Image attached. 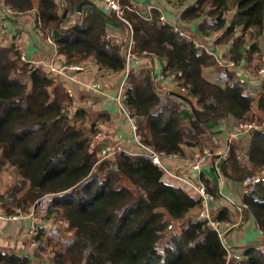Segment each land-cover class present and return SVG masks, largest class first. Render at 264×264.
I'll list each match as a JSON object with an SVG mask.
<instances>
[{"label":"trees","instance_id":"16d2710c","mask_svg":"<svg viewBox=\"0 0 264 264\" xmlns=\"http://www.w3.org/2000/svg\"><path fill=\"white\" fill-rule=\"evenodd\" d=\"M3 2L15 14L33 8V0ZM172 3L182 7L180 23L201 20V34L220 33L219 44L231 42L221 61L232 60L240 67L246 38L250 47L245 61L250 63L254 52L261 54L264 0ZM109 13L96 9L62 30L59 4L39 0L36 25L45 35L62 34L52 39L55 51L65 56L66 66L91 59L101 72L123 74L127 48L123 42L106 39L107 20L131 32L130 52L135 57L152 56L164 62L162 75L172 80L173 95H162L149 69L134 68L125 81L123 105L134 117L144 147L162 156H183V147L201 145L205 123L228 116L250 121L248 84L238 81L236 71L218 65L212 51L195 48L191 40L179 36L176 26L161 23L156 11L150 21L126 11L129 27ZM205 68H214L213 81L203 75ZM263 105L264 96L259 100V107ZM71 106L72 97L53 73L30 66L26 58L20 59L14 44H3L0 38V165L15 172L11 190L0 196V207L7 214L15 209L26 213L40 202L47 218L68 225L70 235L56 243L52 264H264V252L256 248L246 251L242 262L227 260L218 233L197 219L202 201L183 187L163 182V171L144 151H116L99 162L102 145L91 149L97 128L91 125L87 131L82 127L88 119L87 109L72 112ZM219 170L240 184L246 176L259 172L264 176V127L252 131L247 149L233 142ZM207 192L214 200L212 190ZM243 204L264 230V182L245 194ZM185 219L180 232L170 237L168 225ZM213 219L229 221V210L220 208ZM28 263L27 257L0 252V264Z\"/></svg>","mask_w":264,"mask_h":264},{"label":"crops","instance_id":"0c3cea01","mask_svg":"<svg viewBox=\"0 0 264 264\" xmlns=\"http://www.w3.org/2000/svg\"><path fill=\"white\" fill-rule=\"evenodd\" d=\"M55 1L59 4L62 11L61 25L59 26L62 30L72 27L79 18L96 9L107 16L110 14V11L100 0H91L84 4L81 8V13L77 12L78 4L74 0ZM121 3L134 6L139 11H145L149 6L157 7L164 14L167 23L180 29L189 40L212 51V55L217 57V61L228 52L231 42L229 44H219L217 39L220 33L204 36L199 32L198 26L201 20L193 21L190 24L180 23L179 14L182 7H175L170 0H121ZM38 4L39 0H33L31 11L21 14H15L12 11L13 14H7L4 2L0 0L2 43L16 45L19 42L30 66L41 67L48 73L51 68H54L53 76L57 78V82L63 83L65 88L71 92L72 112L79 107L87 109L88 119L83 123L82 127L88 131L91 125H95L98 131L96 134H101V141L93 142L91 149H98L102 143H112L120 151L129 154H141L143 151L135 143L130 124L125 119L115 100L123 74L101 72L91 59L84 64L81 63L83 66L81 71L65 69L68 66L64 63L65 56L55 51L54 42L50 43L46 37L37 33L36 13ZM228 17L230 19L231 14ZM106 22V31L109 39L114 44L123 42L125 48H127V42L130 37L132 38L127 29L114 20H107ZM76 36H78V33L72 35V38ZM249 43L250 41L248 40L247 45ZM260 46L261 54L252 53L250 63L245 61L244 66L242 68L238 67L235 72L236 78L239 75L245 77L244 74L249 72V76L245 74L248 81V92L252 97L249 119L255 121L261 120L264 116V105L262 108L259 107V100L264 96V73H258L260 67L264 65L262 61L264 57L262 43H260ZM131 64L132 69L144 68L151 70L162 95L174 92V84L170 78L159 79L164 70V62L162 60L152 56H141ZM203 75L211 81L216 78L215 75H212V68H205ZM96 84L99 85V88L93 89L92 86ZM238 122L233 117L228 116L205 123V133L201 138L200 146L183 147V156L163 157L162 162L172 174L190 178L194 183H204L208 191L212 190L215 199L209 209L210 213L215 217L220 208L226 207L229 210V221L218 223L219 231L230 246L231 251L234 254L243 255L252 248L264 252V237L260 234V228L243 204L245 194L240 187V183L221 174L219 170L222 160L220 154L224 152L229 137H232L231 144L239 142L245 149L249 145L251 134H240L237 126ZM213 139H216L217 142L213 143ZM210 146H213L211 148L212 151L201 166L199 174L193 175L190 173L188 162L197 151ZM2 167L0 165V196L8 193L11 189V177L1 169ZM162 180L168 185L183 187L180 182L168 175H163ZM122 184L126 185L127 183L122 181ZM187 193L191 197L196 198L192 193L188 191ZM215 203L219 204V207H216ZM43 208V204L38 202L37 206L33 208L32 215H30L32 210L30 208L19 220L0 219V252H14L20 257H27L29 259L28 264H52V251L57 248L56 244L52 242L60 237L61 240L65 239L70 232L68 229H64L67 235L61 236L64 231L58 230L52 217L47 218L44 215ZM186 221L187 219L181 221L176 228L171 230L169 235L180 232ZM34 225L37 227H34ZM46 244H48L47 251H43L45 249H41V247ZM232 263L237 262L232 261Z\"/></svg>","mask_w":264,"mask_h":264},{"label":"built area","instance_id":"2783aa9c","mask_svg":"<svg viewBox=\"0 0 264 264\" xmlns=\"http://www.w3.org/2000/svg\"><path fill=\"white\" fill-rule=\"evenodd\" d=\"M100 1H102L105 4L106 8L115 15V17L118 21H120L124 25H127L128 27H129V23L125 19V12L126 11L135 13L139 17H142L148 21H150L152 19V12L156 11L158 13V20L161 23L166 22V18L164 16V14L157 7L149 6L145 9V11H139L134 6L123 5L121 3V0H100ZM171 2H173V0H171ZM5 12L7 14H13L12 10L9 8H5ZM36 28L38 29L37 33L41 36L42 30L39 27V25H36ZM175 31L178 32L179 36L186 37L185 34L182 31L178 30L177 28H175ZM49 35H50V37H49ZM49 35H48V37H46V39L50 43H53V39H52L53 33L49 34ZM130 35H131V32H130ZM0 38H2L1 33H0ZM106 39L109 40V37L107 36ZM131 43H132V38L130 37L129 41L127 42V50L124 53V63L126 65V67H125V71L123 72L122 81H121L120 86H119L118 95L116 96V103H117L118 107L120 108V110L122 111L125 119L130 124L133 139H134L135 143L142 149V151H144V153L151 159V161L163 171L164 175H168L169 177L176 179V181H178L182 184L183 188L186 191L192 193L193 195L196 196L197 199H200L202 201V208H201L200 212L198 213L197 219L198 220H205L206 224L218 233L221 244L227 253V260L239 262L242 259H244V256L242 254H234L231 251L230 246L228 245V243L224 239L223 235L220 233L219 227H218L219 225L216 221H214L213 216L209 210L211 207L210 203H212L213 199L208 194L206 186L204 185V183H201V182L194 183L189 178L172 174L170 172V170L162 162L163 157H169V156H165V155L162 156L161 154L144 147L140 143L139 136L136 134V128H137L136 121H135L134 117L126 110V108L123 105V100H124L123 94H124L125 81H126V78L129 74L130 70H132V64L131 63L138 58V57H135L130 52ZM118 44H120V42H118ZM193 44H194L195 48H197V49H206L205 47H203L202 45H200L198 43L193 42ZM15 47H16V50L20 52V59L25 61V58H26L25 53L22 51V47H21L20 43L18 42L15 45ZM217 63L229 72H234L238 68V65L232 60H226V61L219 60V61H217ZM65 69H68L69 71H81L83 69V67L81 65H69V66L65 67ZM54 72H55L54 68H51V71L49 73H54ZM258 73L259 74L264 73V65H262L260 67ZM245 74L249 76V72H246ZM245 74H244L245 77H243V75H239V77H237L238 81L242 84H248L247 83L248 81L246 79ZM159 79L164 80L163 75H161L159 77ZM92 87H93V89H98L99 85L96 84V85H93ZM67 92L69 95H71V92L69 90H67ZM69 117H70V115H69ZM237 126H238L240 134H251L253 130L258 129L259 127H264V118L262 119V121L260 123H255L253 121H247V122L239 121ZM100 136H101V134H99V133L94 135L93 140L101 141ZM216 142H217L216 139H213V143H216ZM231 142H232V137H229L227 144L225 145L224 152L220 154V157L222 160H225L227 158L228 146L231 144ZM116 151H120L119 148L114 146L111 143H108V144H104L101 147V150H100L98 155H100V157L102 159H107L110 157V155H113ZM205 155L208 156L209 153L204 152L203 156L198 155V154L194 155L193 160L189 164V166L192 170L197 171V175L201 170L202 164L205 162V157H204ZM262 182H264L263 174L254 175V176H246L242 180L240 187H241L244 194H248V193L253 191L254 187L257 184L262 183ZM33 208H34V206L31 207L32 210L30 212V215L33 214ZM23 214L24 213L21 212L20 209H15L13 214H7L5 212V209L0 207V219L9 220V221H16V220H19L21 217H23L22 216ZM178 224H180V222H171L167 227V231L170 233L171 230H173L174 228H176L178 226ZM66 229H68L67 224L65 225V230ZM260 234L264 237V230H260Z\"/></svg>","mask_w":264,"mask_h":264},{"label":"rangeland","instance_id":"374dc122","mask_svg":"<svg viewBox=\"0 0 264 264\" xmlns=\"http://www.w3.org/2000/svg\"><path fill=\"white\" fill-rule=\"evenodd\" d=\"M239 31V30H238ZM42 32V35L41 36H43V37H48V35H45V33L43 32V31H41ZM0 33H1V36H2V31H0ZM49 37H50V35H49ZM246 41L248 42V38H246ZM249 45V44H248ZM248 45H246V46H248ZM246 49H248V48H246ZM205 50H208L207 48L205 49ZM248 54V53H247ZM247 56V55H246ZM222 58V57H221ZM216 59H217V57H216ZM221 60V59H220ZM219 61V60H218ZM262 61L264 62V57L262 58ZM78 65H81V64H78ZM82 66V65H81ZM83 67V66H82ZM125 67H126V65H125ZM124 71H125V69H124ZM215 70H214V68H213V70H212V75H214L215 74V72H214ZM117 96V95H116ZM115 100H116V97H115ZM263 118H264V116H263ZM262 118V119H263ZM261 119V120H262ZM261 120H250V121H253V122H255V123H260L261 122ZM94 137V136H93ZM93 137H92V140H93ZM95 141H98V140H93V141H91V145H92V143L93 142H95ZM112 144V143H111ZM213 144V143H212ZM102 146L104 145L103 143L101 144ZM214 145V144H213ZM94 146V145H93ZM213 147V146H212ZM211 146L209 147V148H203V149H201L200 151H197L196 152V154H198V155H201V156H203L204 155V152H208L209 154H210V152L212 151V148ZM140 148V147H139ZM211 149V150H210ZM99 154V153H98ZM196 154H194V155H196ZM113 155H110V157H112ZM174 156H176V155H174ZM173 156V157H174ZM209 156V155H208ZM207 155H205L204 157H205V161H206V159H207V157H208ZM194 157V156H193ZM193 157L191 158V160L188 162V166H189V164H190V162L193 160ZM98 159H99V162L100 161H103V160H105V159H102L101 157H100V155H98ZM205 163V162H204ZM203 163V164H204ZM202 164V165H203ZM189 168H190V166H189ZM1 169H3L5 172H6V174H8V175H10V177H11V187H12V184H13V181L15 180V177H14V174H15V172H14V170L12 169V168H7V167H2ZM191 169V168H190ZM199 174V173H198ZM259 174H262V172H259V173H256L255 175H259ZM197 175V174H196ZM187 178V177H186ZM190 179V178H189ZM11 190V189H10ZM9 190V191H10ZM8 192V191H7ZM1 204V203H0ZM3 207V206H2ZM4 208V207H3ZM31 208V207H30ZM29 208V209H30ZM5 209V208H4ZM42 211H44V208L42 209ZM200 212V211H199ZM55 222H56V227L58 228V230L59 231H64L62 234H61V236H65V235H67L66 234V232H65V223H63V222H61V221H57V220H54ZM69 230V229H68ZM70 235V234H69ZM170 236V235H169ZM172 236V235H171ZM170 236V237H171ZM61 238V237H60ZM60 238H57V239H55L54 240V242H52L53 244H56V243H58V241H60L61 239ZM64 240V239H63ZM165 245H166V243H163V247H165ZM57 248H58V246H57ZM57 248H55V250L57 249ZM43 251H47V249L46 250H43Z\"/></svg>","mask_w":264,"mask_h":264},{"label":"water","instance_id":"95a60500","mask_svg":"<svg viewBox=\"0 0 264 264\" xmlns=\"http://www.w3.org/2000/svg\"><path fill=\"white\" fill-rule=\"evenodd\" d=\"M88 2H81L77 5V12L78 13H81V8L84 4H86ZM61 25V20H60V23H59V26ZM53 35L54 37H59L61 36L62 34L59 32V31H54L53 32ZM237 35H240V31H237ZM250 47V44L248 45V48ZM248 53V49H245L244 53H243V57L241 59V62H240V67L242 68L244 66V63H245V59H246V55ZM171 95H173V93H170ZM190 173H192L193 175H196L197 174V171H194L192 169H190ZM210 205H212V203H210ZM216 207H219V204L215 203L214 204ZM34 227H37L34 225Z\"/></svg>","mask_w":264,"mask_h":264}]
</instances>
